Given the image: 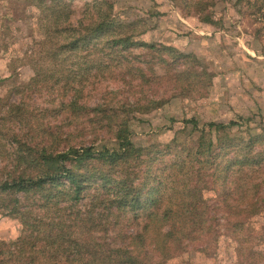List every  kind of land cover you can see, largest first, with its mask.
Segmentation results:
<instances>
[{"label":"trees","instance_id":"obj_1","mask_svg":"<svg viewBox=\"0 0 264 264\" xmlns=\"http://www.w3.org/2000/svg\"><path fill=\"white\" fill-rule=\"evenodd\" d=\"M24 1L44 34L28 62L32 81L14 92L50 85L81 96L90 80H110L120 100L86 108L74 98L61 104L75 115L62 126L53 117L30 118L0 97V130L6 129L0 134V216L21 224L16 239L0 241V264H168L189 246H209L218 213L222 234L236 243L238 263L261 262L256 247L264 227L256 218L264 209V124L190 118L183 120V130L192 127L189 140L174 138L164 152L148 138L134 142L142 116L173 99L206 97L210 74L202 59L148 41L146 24L114 16L110 0H96L93 7L101 3L104 11L74 24L66 0ZM168 1L184 17L221 25L212 11L215 0ZM234 4L253 19L264 15V0ZM10 33V23L0 24L1 39ZM80 47L95 61L89 69L95 66L96 73L85 78L72 65L60 78L66 60L59 57L78 55ZM47 59L51 66L44 68ZM15 61L25 64L17 57L8 68L15 69ZM16 123L18 132L11 127ZM101 134L110 146L96 145Z\"/></svg>","mask_w":264,"mask_h":264},{"label":"rangeland","instance_id":"obj_2","mask_svg":"<svg viewBox=\"0 0 264 264\" xmlns=\"http://www.w3.org/2000/svg\"><path fill=\"white\" fill-rule=\"evenodd\" d=\"M71 4V22L83 18L95 19L96 12L104 11L103 4L100 9L94 8L96 0H66ZM113 3L114 16H121L129 20H141L147 26L144 35L148 41L155 43H169L184 54H194L206 66L208 82L205 98L194 101L173 99L160 110L142 116L140 123H136L133 141L138 143L143 139H150L152 143H161L164 146L174 138L189 140L191 125L184 129L183 120L195 119L199 124L206 122L224 123L229 120L244 121L251 118L254 124H264V15L248 16L244 5L234 4L235 0H215L212 8L214 18L220 21L219 26L212 27L200 23L196 17L181 15L178 7L168 0H110ZM24 0H0L1 25L13 28L4 39L0 38V46L6 45L7 49L0 50V97L9 104H19L25 108L30 118H39L42 121L56 118L62 126L70 122L75 115L67 114L61 109V104L77 98L86 108L94 107L98 102L116 103V85L110 80L97 81L91 76L96 73V68L89 69L94 63L91 56H87L80 47L78 55L65 53L59 57L64 61L63 71L58 74L60 78L69 74L71 66L82 77L90 80L81 96L74 92L66 93L53 90L50 85H40L26 88L23 93H15V88H23L29 84L34 72L28 63L34 51L35 41L43 37L44 30L40 28L38 20L29 17L36 13L27 8ZM31 12V13H30ZM6 21H5V20ZM50 48V47H49ZM49 48L46 47V50ZM20 58V64L13 62L15 69L8 68V62ZM29 65H28V64ZM51 62L47 59L44 68H49ZM14 70V71H13ZM64 81V80H63ZM62 81V84L64 83ZM64 94V95H63ZM250 94H253L251 98ZM256 94L263 99L256 103ZM63 97V100H62ZM253 99V102H252ZM79 116V113L76 116ZM93 118V115L91 117ZM174 118V122L170 120ZM241 120H238L240 119ZM44 121V124H45ZM81 122V121H80ZM16 123L11 127L16 132L19 126ZM24 129L23 131H25ZM67 129H61L62 136ZM6 129H1L3 134ZM77 134H81L78 129ZM99 145H108L103 134L99 135ZM79 140V139H78ZM88 140V137L86 138ZM76 142V141H75ZM6 144V142H3ZM8 146L5 148L7 150ZM99 148V147H98ZM10 149V148H9ZM0 158V164H3ZM2 166V165H0ZM213 204V203H212ZM264 227V209L256 218ZM217 234L210 241L206 249L201 246H189L184 254L169 261L168 264H239L234 252L236 243L222 234V215L216 214ZM21 224L0 216V241L14 240L20 235ZM215 236V233L213 234ZM263 257L257 264H264V241L256 247Z\"/></svg>","mask_w":264,"mask_h":264},{"label":"crops","instance_id":"obj_3","mask_svg":"<svg viewBox=\"0 0 264 264\" xmlns=\"http://www.w3.org/2000/svg\"><path fill=\"white\" fill-rule=\"evenodd\" d=\"M250 96H251V98H252V97H253V94H252V95L250 94ZM262 99H263L262 96H259V95L256 94V99H255V102H256V103H259ZM252 102H253V99H252Z\"/></svg>","mask_w":264,"mask_h":264}]
</instances>
